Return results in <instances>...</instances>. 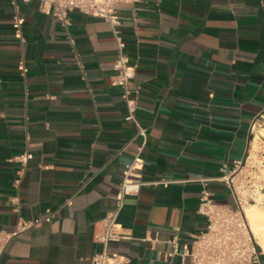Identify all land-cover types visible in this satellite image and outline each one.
Here are the masks:
<instances>
[{"label":"crops","instance_id":"crops-1","mask_svg":"<svg viewBox=\"0 0 264 264\" xmlns=\"http://www.w3.org/2000/svg\"><path fill=\"white\" fill-rule=\"evenodd\" d=\"M116 12L144 144L112 80L109 22L72 10L64 25L36 1L0 0V229L16 220L14 199L24 217L55 213L14 236L0 264H90L138 153L143 184L125 196L107 248L126 264H190L180 253L205 228L202 179L231 201L220 168L264 151V0H138ZM23 151L32 156L18 175L8 159ZM173 238L178 252L165 258Z\"/></svg>","mask_w":264,"mask_h":264},{"label":"built area","instance_id":"built-area-1","mask_svg":"<svg viewBox=\"0 0 264 264\" xmlns=\"http://www.w3.org/2000/svg\"><path fill=\"white\" fill-rule=\"evenodd\" d=\"M30 1H36L41 12L55 16L64 25L69 22L68 15L72 10L102 17L109 22L118 47L113 64L116 74L112 80L114 84L122 87L127 109L125 118L133 122L136 135L142 138V144H144L146 128L137 120L135 115L137 102L130 96V79L134 74V66L128 63V58L123 53V43L116 28L119 24L116 5L121 2L135 3L138 0H11L14 5L17 2ZM20 23L21 19L16 16L14 19L16 32H19ZM31 156L29 151H23L8 160L20 163L21 167L18 170L20 175ZM141 162L142 159L138 153L125 163L115 205L103 219L102 230L97 236L102 244V250L91 257L90 264L127 263L126 256L109 251L107 245L119 237L115 229L125 196L136 195L143 184V181L135 174ZM222 166L220 174L215 178L227 186L231 201L215 200L212 193L205 187L206 180L202 179L203 187L198 197L197 212L205 218V228L188 247H183L180 253L182 257L189 258L190 264H252L258 262L263 254L258 236L249 225L245 207L249 204L257 205L264 213V151H247L242 158L235 160L229 169H225V165ZM18 182L19 176L14 179V184L17 186ZM158 182L154 181L153 184ZM13 210L16 213V220L12 228L0 229V255L14 236L29 228L50 222L55 215L53 210L46 208L38 216L24 217L17 199H14ZM169 242L172 243L173 250L164 252L165 258L178 252V240L173 238Z\"/></svg>","mask_w":264,"mask_h":264},{"label":"bare ground","instance_id":"bare-ground-1","mask_svg":"<svg viewBox=\"0 0 264 264\" xmlns=\"http://www.w3.org/2000/svg\"><path fill=\"white\" fill-rule=\"evenodd\" d=\"M261 133L264 135V128H262ZM260 133V132H259ZM245 212L249 221V225L252 231L258 236V241L264 252V213L257 206L249 204L245 207Z\"/></svg>","mask_w":264,"mask_h":264},{"label":"rangeland","instance_id":"rangeland-1","mask_svg":"<svg viewBox=\"0 0 264 264\" xmlns=\"http://www.w3.org/2000/svg\"><path fill=\"white\" fill-rule=\"evenodd\" d=\"M264 253V252H263Z\"/></svg>","mask_w":264,"mask_h":264}]
</instances>
